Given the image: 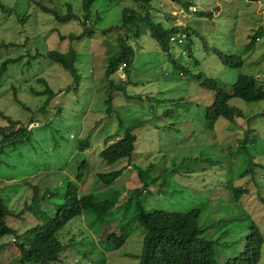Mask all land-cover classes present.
Masks as SVG:
<instances>
[{"label": "rangeland", "instance_id": "374dc122", "mask_svg": "<svg viewBox=\"0 0 264 264\" xmlns=\"http://www.w3.org/2000/svg\"><path fill=\"white\" fill-rule=\"evenodd\" d=\"M1 1L9 2L17 10L28 8L23 0ZM39 1L46 6L50 4L48 0ZM53 1L57 6L63 0ZM66 1L75 8L79 6V0ZM186 1L150 0L147 5L150 16L163 27L177 23L188 27L190 35L184 44L173 42V48L167 53L157 48L143 21L137 22L139 34L134 37L131 29L122 27L124 10L145 14L140 1L96 0L93 10L98 12V19L94 17L91 21L94 31L79 42L60 40L61 33L74 35L83 30L75 20L57 22L37 7L27 12L31 14L30 21L23 25L15 21L13 13L0 10V39L19 44L10 47L5 56H16L27 50L44 54L50 49L65 51L70 45L76 49L77 81L74 74L59 64L46 56H38L30 64L24 59L10 66L0 82V111L29 127L27 140L0 143V195L8 207L17 211L25 200H30L32 187L28 182L52 193V197L41 201L45 210L41 222L53 216L67 182L77 181V166L83 159L89 166L77 182L79 190L98 192L99 197L112 196L113 205L108 212L99 217L91 211L85 212L57 232L63 244L71 241L59 256L65 264H136L137 259L129 254L137 253L141 246L137 235L142 228L134 220L137 202L144 210L202 208L198 224L204 228L203 236L215 242L217 264H223L243 247L250 220L264 236V99L246 102L231 98L229 104L239 107L243 115L232 122L218 119L210 131L204 128L202 115L213 93L201 87L194 77L199 72L227 88L241 73L260 75L264 79V0H189L198 12L211 13L205 16L183 13L180 9H184ZM110 27L111 30L103 33ZM253 35L258 38L249 46ZM120 38L133 48L134 61L125 70L119 68L121 64L118 70L105 76L106 58L115 52ZM212 47L226 55L241 56V66L224 64ZM168 53L176 60L174 63ZM108 80L125 90H112L111 100L106 102ZM46 85L55 92L53 96L35 93ZM14 90L20 103L14 100ZM166 110L169 112L164 113ZM119 121H122L121 128ZM139 121L143 122L135 129L131 156L106 164L100 151L108 143H105L107 138L117 139L124 127ZM7 124L0 117V126ZM245 137L253 139L244 142L243 149L238 148ZM81 139H87L90 148L79 150L76 146ZM244 149L253 157L243 153ZM190 154L209 156L213 165L196 172L198 165L188 162L189 176L172 173V188L160 183L157 176L164 168L169 169L173 162ZM147 167L151 168L150 175L156 177V182L144 188L137 172ZM246 167L251 173H247ZM118 168L122 170L121 175L111 185L97 181L98 172ZM240 173L246 174L239 176ZM176 181L180 182L176 184ZM229 185L246 189L239 201L234 202L228 194L229 202H224L223 195ZM159 186L163 188L161 194ZM29 216L26 214V218L15 221V228L22 230L26 228L24 224L34 225V221L29 222ZM212 223L216 224L211 226ZM121 230L129 231L121 246L110 250L103 248L111 247L108 241L98 244L100 239H106L111 233L118 235ZM11 238L12 235H6L0 240ZM2 252L0 264H6L14 259L18 248L10 244ZM258 264H264V243Z\"/></svg>", "mask_w": 264, "mask_h": 264}, {"label": "trees", "instance_id": "16d2710c", "mask_svg": "<svg viewBox=\"0 0 264 264\" xmlns=\"http://www.w3.org/2000/svg\"><path fill=\"white\" fill-rule=\"evenodd\" d=\"M16 1L18 2L19 0H14V2ZM23 1H26L24 3L28 8L17 10L13 8V6H10L9 2H2L0 0V10L3 13H13V17H16L15 21L24 25V23H29L30 21L31 14L27 12L31 9L36 10L38 7L40 12L50 14L57 22L64 23L75 20L83 27V30L79 34L73 35L61 33L60 40L69 39L71 42H79L82 37L86 35L89 37L94 31L91 26L94 22L91 21L94 17H96V20L98 19V12L94 13L93 10V4L96 0H79V6L77 8H75L70 1L66 0L57 2L59 8H57L53 0H48V2H50L49 6L42 4L39 0ZM135 1L142 2L139 6L142 8L144 7L146 11L144 15L143 13L140 14L134 10L123 11L122 27L131 29L132 37L139 34V26L137 22L143 21L145 26L149 28L150 34L156 41L159 50L167 53L173 48V42L174 44L181 46L184 44V40L190 35L187 26H182L177 23L176 25L173 24V26L165 28L160 22L150 16L147 8L150 0ZM190 6L195 5L191 4L188 0L185 2L184 9L180 10L187 15L191 13H199L203 16L211 14L210 12L204 11L198 12L196 7H194L193 10H190ZM111 29L112 27L104 30L103 33H106ZM178 32L184 35L180 41H170V36ZM121 38L115 52L106 58L104 70L105 76L114 73L118 70V67L121 64H124L122 67V69H124L125 66L127 68L129 64L134 61L133 48L128 42H125V39L123 40ZM257 38V35H253L249 46H252ZM16 45L19 44L14 41L7 42L6 40L0 39V82L6 77L5 75L10 66L18 64L24 59L26 64H30L31 60L38 56H46L52 62L59 64L69 73L74 74L75 81L78 80L75 70V63L77 60L76 49L73 48V45H70L65 51L50 49L44 54L38 52L29 53L27 50V53H20L16 56H5V52L10 47ZM21 45L25 44H20V46ZM212 50L217 52L222 62L230 67L237 68L241 66L243 62L239 55H226L214 47H212ZM169 54L170 53H168L170 60L174 63L176 60ZM177 65L180 66L179 63H177ZM194 77L198 80L201 87L213 93L211 103L203 108V121L201 120L204 128L209 129L210 131H213L214 123L218 119H227L232 122L236 117L243 115L242 110L239 107L229 104L231 98L237 97L246 102L264 99V79H262L260 75L255 76L241 73L230 88L223 87V85H221V83L215 78L204 77L199 72L194 74ZM36 79L39 81L38 77H36ZM125 82L127 83L128 79H126ZM107 85L106 102L111 100L110 93L112 90H125L122 85L115 84L112 80H108ZM35 93L45 94V96L49 95L50 97L55 94V92H53L47 85L42 91H37ZM125 95L131 97L127 93H125ZM14 100L20 103L16 97V91ZM178 100H180V98ZM176 102L179 103V101ZM107 111L109 112V108ZM168 112L169 110H166L164 113ZM0 117L6 119L8 122L6 126H0V133L2 134L0 143L11 140L24 141L28 139L29 127L24 126L23 123L20 124L18 120L11 119L2 111H0ZM32 122L33 121L29 124H32ZM141 122L143 121L131 123L124 127L122 135H117V139L113 140L107 138L105 143H108L105 144L100 151V156L106 164L112 165L131 156L136 140L135 129L137 126L141 125ZM121 123L122 121H119V128H121ZM252 139L253 138L245 137L238 148L243 149L242 144L244 142L246 143L247 140L251 141ZM90 146L91 144L87 139H81L77 142L76 147L83 151L90 148ZM243 153H247L251 158L253 157V154L251 155L248 150L244 149ZM188 162H195L198 165V168L195 170L196 172L207 170L208 167L213 165L209 156L190 154L188 157H183L179 162H173L169 169H167V167L164 168V172L161 173L159 177L157 176V178L160 179V183L164 182L168 187L172 188V183L170 184V178L174 179L172 173H186L184 176H189L186 170ZM88 166L89 162L86 159L79 162L76 172L77 181L67 182L66 190L61 196V201L56 207L54 215L47 217L42 222L40 219L45 214V210L41 201L52 195L48 190L44 191L40 189L37 184H29L27 182V184L32 187L30 200H25L17 211L16 209L13 210L9 208L3 197L0 195V238L6 235H12V238L8 241L0 240V254H3L2 251L10 244L15 245L18 248V253L14 259L6 264H65L60 261L59 256L61 252L71 244V241H64L63 244V241L58 238L57 232L68 221L76 216L91 211L93 216L95 215L96 217H99V215L108 212L109 208L113 205L112 196L99 197L98 192L79 190L77 182L82 180V176ZM150 169L151 168L148 167L145 169L141 168L137 172L139 179L143 181L142 186L144 188L148 185H153L156 182V177L150 175ZM189 171H193V169H190ZM246 171L247 173H251L252 170L246 167ZM121 172L122 170L119 168L107 172H98L96 174V179L105 185H111V183L120 177ZM244 174L246 173H240L239 176ZM179 182L176 181V184ZM180 186L181 184L179 187ZM160 187L161 186H159V193L161 194L163 188L161 189ZM226 189H228V192H225L223 195L224 202H229L227 199L228 194H231V200L236 202L239 201L242 194L246 192V189L241 185H229L226 186ZM166 190L167 189L165 188L164 192H166ZM179 190L182 191L181 189ZM135 206L136 213L134 220L137 222V225L142 228L137 235L140 236L141 246L137 253L129 254V256L137 259L136 264H217L214 259L215 242L212 238L203 236L204 228L198 224V217L202 212V208L195 207L185 211L169 208L144 210L139 202H137ZM26 214H28V216L30 215L29 222L34 221V225L26 226V224H24L26 228H23L22 230L15 228L13 223L26 218ZM92 220L93 222H96L94 219ZM218 223L219 222H217V224ZM214 224L216 223H212L211 226ZM118 230H120V228H118ZM128 235L129 231L121 230L118 235L111 233L106 239H100L98 244L108 241L111 247L103 248H109L112 250L121 246L127 239ZM263 243L264 236L259 227L250 220L249 233H247L245 237L243 247L235 255L227 257L223 264H258L261 257ZM9 248H11V246Z\"/></svg>", "mask_w": 264, "mask_h": 264}, {"label": "built area", "instance_id": "2783aa9c", "mask_svg": "<svg viewBox=\"0 0 264 264\" xmlns=\"http://www.w3.org/2000/svg\"><path fill=\"white\" fill-rule=\"evenodd\" d=\"M181 38H182V35L178 32V33H175V34L170 36V41L173 42V41L177 40L179 42ZM122 66H124V64L121 65L119 68H122Z\"/></svg>", "mask_w": 264, "mask_h": 264}, {"label": "clouds", "instance_id": "9594fccd", "mask_svg": "<svg viewBox=\"0 0 264 264\" xmlns=\"http://www.w3.org/2000/svg\"><path fill=\"white\" fill-rule=\"evenodd\" d=\"M192 6H190V8H191ZM193 7H195V6H193ZM191 10V9H190Z\"/></svg>", "mask_w": 264, "mask_h": 264}]
</instances>
